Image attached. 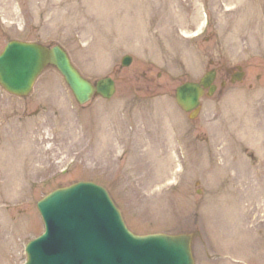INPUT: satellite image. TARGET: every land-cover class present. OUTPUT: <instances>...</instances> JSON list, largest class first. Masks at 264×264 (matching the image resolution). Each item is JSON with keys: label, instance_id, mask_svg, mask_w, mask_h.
<instances>
[{"label": "rangeland", "instance_id": "obj_1", "mask_svg": "<svg viewBox=\"0 0 264 264\" xmlns=\"http://www.w3.org/2000/svg\"><path fill=\"white\" fill-rule=\"evenodd\" d=\"M226 1L0 0V51L60 45L115 82L84 105L53 66L26 97L0 87V264H22L43 231L37 200L79 180L104 186L134 233L196 232L195 264H264V0ZM135 12L142 29H122ZM211 68L217 88L189 119L174 90Z\"/></svg>", "mask_w": 264, "mask_h": 264}, {"label": "water", "instance_id": "obj_2", "mask_svg": "<svg viewBox=\"0 0 264 264\" xmlns=\"http://www.w3.org/2000/svg\"><path fill=\"white\" fill-rule=\"evenodd\" d=\"M131 57L125 55L121 65ZM53 65L63 75L79 104L94 94L110 98L114 82L105 77L93 85L72 65L60 46L9 41L0 54V86L8 93L26 96L40 72ZM242 73L235 79L240 80ZM214 71L199 82H184L175 89L177 104L195 118L203 88L212 94ZM233 79V81L235 80ZM45 230L29 241L24 264H194L190 234L132 233L107 191L90 181L57 188L37 202Z\"/></svg>", "mask_w": 264, "mask_h": 264}, {"label": "bare ground", "instance_id": "obj_3", "mask_svg": "<svg viewBox=\"0 0 264 264\" xmlns=\"http://www.w3.org/2000/svg\"><path fill=\"white\" fill-rule=\"evenodd\" d=\"M95 1H99V0H95ZM228 1V0H227ZM226 1V2H227ZM230 2V1H229ZM98 3V2H97ZM101 6V4H100ZM99 8V7H98ZM251 12L250 11H246L244 12V16L247 17L248 15H250ZM136 18V12L135 15L132 17L130 15V13H126L124 16H122L118 22L120 23V25L123 24L124 28L122 27V29H125L126 31L128 30H132L133 32L135 30L139 31L142 29V27L138 24V22L136 20H134ZM124 30V31H125ZM96 60H98V55H96Z\"/></svg>", "mask_w": 264, "mask_h": 264}, {"label": "flooded vegetation", "instance_id": "obj_4", "mask_svg": "<svg viewBox=\"0 0 264 264\" xmlns=\"http://www.w3.org/2000/svg\"><path fill=\"white\" fill-rule=\"evenodd\" d=\"M254 162H255V159H254Z\"/></svg>", "mask_w": 264, "mask_h": 264}]
</instances>
